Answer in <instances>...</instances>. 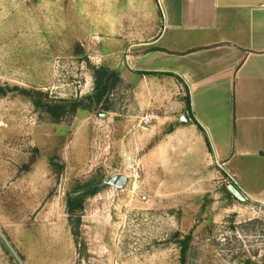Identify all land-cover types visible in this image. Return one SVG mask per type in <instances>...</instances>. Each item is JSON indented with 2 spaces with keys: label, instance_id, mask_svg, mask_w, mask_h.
Listing matches in <instances>:
<instances>
[{
  "label": "rangeland",
  "instance_id": "rangeland-1",
  "mask_svg": "<svg viewBox=\"0 0 264 264\" xmlns=\"http://www.w3.org/2000/svg\"><path fill=\"white\" fill-rule=\"evenodd\" d=\"M106 2L0 0V264H264V212L228 194L232 178L160 173L147 154L164 132L107 121L135 111L128 82L104 105L87 98L104 67L88 30ZM88 183L98 193L69 214V194Z\"/></svg>",
  "mask_w": 264,
  "mask_h": 264
},
{
  "label": "crops",
  "instance_id": "crops-1",
  "mask_svg": "<svg viewBox=\"0 0 264 264\" xmlns=\"http://www.w3.org/2000/svg\"><path fill=\"white\" fill-rule=\"evenodd\" d=\"M102 6L90 59L128 82L135 109L108 112L112 128L150 117L143 130L165 133L147 154L160 173L224 186L223 173L264 212V0H149V22L143 0Z\"/></svg>",
  "mask_w": 264,
  "mask_h": 264
},
{
  "label": "trees",
  "instance_id": "trees-1",
  "mask_svg": "<svg viewBox=\"0 0 264 264\" xmlns=\"http://www.w3.org/2000/svg\"><path fill=\"white\" fill-rule=\"evenodd\" d=\"M93 77H94V90L92 95L87 97L89 100L97 103V104H105L108 102L109 96L116 89L119 81V77L114 75L109 69L105 67H99L93 69ZM186 108L187 111L190 112V100L189 97L186 99ZM62 110V109H61ZM60 115V114H59ZM227 190V189H226ZM228 194L231 195L230 191ZM98 193V188L93 187L91 183L85 185H77L74 188L72 194H69L67 198V211L69 214H74L76 212H80L84 207V200L86 196H93ZM183 259L185 258L186 247L188 244V240L183 241Z\"/></svg>",
  "mask_w": 264,
  "mask_h": 264
},
{
  "label": "water",
  "instance_id": "water-1",
  "mask_svg": "<svg viewBox=\"0 0 264 264\" xmlns=\"http://www.w3.org/2000/svg\"><path fill=\"white\" fill-rule=\"evenodd\" d=\"M181 122L185 123L186 122V118H183L181 120ZM127 181H128V178L126 176H121V177L114 176L108 181V184L111 185V186H114L117 189H122L127 184ZM228 188H229L230 193L235 198H237L241 202H245L244 197L241 195V193L234 186L231 185Z\"/></svg>",
  "mask_w": 264,
  "mask_h": 264
},
{
  "label": "built area",
  "instance_id": "built-area-1",
  "mask_svg": "<svg viewBox=\"0 0 264 264\" xmlns=\"http://www.w3.org/2000/svg\"><path fill=\"white\" fill-rule=\"evenodd\" d=\"M152 122V119L150 117H144L142 120H141V124L143 126H149Z\"/></svg>",
  "mask_w": 264,
  "mask_h": 264
}]
</instances>
